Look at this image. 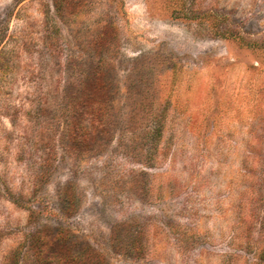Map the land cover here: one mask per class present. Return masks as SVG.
Here are the masks:
<instances>
[{"label":"rangeland","instance_id":"374dc122","mask_svg":"<svg viewBox=\"0 0 264 264\" xmlns=\"http://www.w3.org/2000/svg\"><path fill=\"white\" fill-rule=\"evenodd\" d=\"M0 264H264V0H0Z\"/></svg>","mask_w":264,"mask_h":264}]
</instances>
